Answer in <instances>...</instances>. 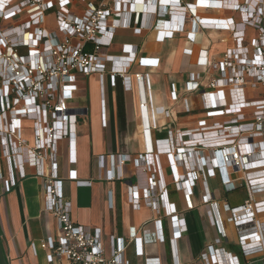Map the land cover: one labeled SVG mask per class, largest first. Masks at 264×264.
<instances>
[{"label":"built area","instance_id":"2783aa9c","mask_svg":"<svg viewBox=\"0 0 264 264\" xmlns=\"http://www.w3.org/2000/svg\"><path fill=\"white\" fill-rule=\"evenodd\" d=\"M79 2L84 3L81 11L74 9V0H0V150L8 164V176L0 167V180L4 191L8 192L26 177L24 165L36 167L41 208L51 213L57 222V235L49 236L39 244L47 251V261L54 263L65 258L68 264H130L124 259V253L128 245L134 243L136 255L143 257L145 264H168V255L165 250H160L161 245L168 240L176 243L187 231L182 214L173 203L167 202L164 216L169 238L164 233L162 219H157L145 222L139 230L131 226L133 231L128 242L112 236L106 247L101 229L87 230L75 223L65 200L58 158L63 154L62 150H76L77 126L80 118L88 114L86 107L72 105L79 86L78 76L99 74L103 79L109 73L111 86L116 85L118 78L130 80L128 69L137 59L138 47L125 44L121 55L107 54L103 50L112 45L118 28H131L133 23L135 33L140 34L143 29L154 30L156 41L164 42L184 31L189 15L196 28L229 30L235 26V45L220 59L199 56L197 64L206 68L209 80L201 95L205 117L199 120L198 128L183 131L176 138L156 140L154 149L149 144L147 152L134 159L137 165L145 163L150 176L148 187L141 192L135 186L131 187L132 210L140 209L142 200L154 208L158 200L163 202L160 172L149 163L150 155L161 153L184 166V172L179 174L173 165L174 180L184 190L191 191L202 175L214 177L219 174L226 191H233L237 186L231 176L240 174L249 197L243 206L232 210L242 208L249 215L241 223L253 221L254 214L261 213L259 208H264V0H244L242 3L228 0V5L224 0H192L188 3L146 0L147 7L143 0ZM227 6L231 8L230 14L240 13V21L231 16L214 18L198 14L199 9L225 10ZM179 8L186 10L182 14ZM52 9L55 32H50L44 25L47 12ZM177 11L179 13L175 14ZM174 15L178 18L176 24L172 22L176 18ZM161 19L167 29H157ZM248 28L257 30L258 35L245 43ZM192 33L188 32L187 37L194 41L196 37L191 36ZM89 44L92 51L86 50ZM186 50L192 53L191 48ZM153 60L140 58L139 61L149 66L155 63ZM134 78L141 87L148 84L146 73L137 72ZM202 80L201 73L191 72L186 92H198ZM172 98L178 100L175 91ZM146 107L147 102L141 101L148 140L150 127L147 126ZM190 109L188 104L186 110ZM101 111L106 125L104 98ZM161 114L169 115V111H161ZM25 121L32 122V143L24 135ZM153 128H157L156 122ZM111 158L113 165L110 163L106 178H126L128 174L123 171L120 175L118 169L127 167L129 162L123 159L128 156L118 158L116 169L114 156ZM70 162L75 163L76 159L71 158ZM99 164L104 167V156H100ZM67 178L79 185L91 183L79 179L75 170H71ZM203 202L209 205V213L216 211V202L208 192L203 196ZM139 232L153 241L144 242V238L138 236ZM254 238L259 240L261 248L247 249ZM239 242L244 262H252L257 257L255 254L261 253L264 257L262 232L243 234ZM32 248L36 252L35 243ZM212 252L213 247L209 246L207 255L204 253L206 264H242L235 253L233 256L229 253V261L222 262ZM171 264H183L178 254L173 256Z\"/></svg>","mask_w":264,"mask_h":264},{"label":"crops","instance_id":"0c3cea01","mask_svg":"<svg viewBox=\"0 0 264 264\" xmlns=\"http://www.w3.org/2000/svg\"><path fill=\"white\" fill-rule=\"evenodd\" d=\"M143 1V5L147 7L146 0ZM190 1L192 0H188ZM237 1L244 2V0ZM224 2L228 5V0ZM78 3L79 0H74V9L81 11L84 6L77 5ZM225 8L227 10L199 9L198 14L201 17L214 18L231 16L235 21H240L239 12L230 14L231 8L228 6ZM184 10L186 9H180L182 14ZM51 17L54 19V12L45 16L44 25L50 32H55L56 28L48 24ZM175 17L173 24L178 22L177 16ZM164 22V19L159 20L157 29H167L163 26ZM134 26L133 23L131 28H118L112 45L103 50L107 54L121 55L125 44L138 47L137 59L128 69L130 80L118 78L116 85L111 86L109 73L103 79L99 74H93L98 83V111L95 112L96 150L93 148L91 122L88 120L90 105H80L75 101L87 97L88 94L86 76H78L79 86L72 105L86 107L88 114L79 120L76 150H62L63 154L58 158V173L63 180L65 200L70 205L72 220L87 230L100 228L103 242L109 247L112 236L121 237L128 242L133 231L131 226L139 230L145 222L151 220L162 219L164 233L168 237L164 207L165 204L167 206V202L173 203L177 212L182 214L181 219L187 231L176 240V243H170L168 240L166 244L161 245L160 250L163 252L165 250L168 255V264L172 263L175 254H178L183 264H206L204 253L207 255L209 246L213 247L214 255L222 262L229 261V253L231 256L235 253L242 264L259 262L264 264L261 253L255 254L257 257L252 262L243 260L240 236L259 231L264 237V208H259L261 213L254 214L253 221L240 222L249 217L242 208L232 210L243 206L249 197V190L242 183L240 174L231 176L237 186L233 191H226L219 174L214 177L202 175L191 187V191H188L179 188L174 180L173 165L175 172L177 170L181 174L184 172L182 163L176 164L165 154H153V157L150 155L149 163L160 172L163 202L161 203L157 198V207L154 208L146 205L142 200L140 209L132 210L131 187L135 186L141 192L148 187L150 176L145 163L137 165L134 159L140 154H145L149 144L154 149L156 140L176 138L183 131H193L198 128L199 120L205 117L201 95L206 90L205 84L209 80L206 68L197 64L199 56L203 54L211 59H220L227 49L235 45L233 35L235 26H231L229 30L196 28L191 22H186L182 33H176L174 38L164 42L156 41V31L143 29L137 34L133 30ZM190 31L193 32L191 36L196 37L194 41L187 37ZM257 35V30L248 28L245 31V43ZM188 48L192 49L191 54L186 52ZM86 50L92 51V45L89 44ZM140 58H153L155 63L149 66L143 65L139 61ZM137 72L148 74V84L144 83L141 87L136 82L134 74ZM191 72H199L203 75L201 89L194 93L186 92V83ZM173 91L178 95V100L172 98ZM103 98L106 125L102 120ZM143 100L147 102V126L150 127L148 140L140 108V102ZM188 104L191 106L189 111L186 110ZM156 109L159 110V114L156 113ZM164 110H168L169 115L161 114ZM154 122L157 128H153ZM24 126V135L32 143V122L25 121ZM105 131L109 136L108 147L105 145ZM124 155L128 158H124L123 161L129 163L127 167H123L124 170L122 166L118 170L120 175L125 171L128 176L124 179L108 180L106 171L113 165L111 156H114L116 169L118 158ZM100 156H104V167L99 164ZM71 158L76 159V162L71 163ZM0 167L3 174L8 176V164L2 150H0ZM24 170L26 177L8 192L4 191L0 180V264H68L65 258L49 263L46 257L47 251L39 245L47 237L57 235V222L51 213L44 212L41 208L42 199L36 167L27 164L24 165ZM71 170L76 171L79 179L91 181L90 185H79L69 180L67 177ZM207 192L211 194L217 205L216 211L211 210L210 213L209 205L203 202V196ZM138 236H142V233L139 232ZM142 237L144 242L153 241L151 237ZM32 243L36 245V252L32 248ZM259 245V240L254 238L247 249H254ZM124 259L130 264H145L144 258L136 255L134 243L128 245Z\"/></svg>","mask_w":264,"mask_h":264},{"label":"rangeland","instance_id":"374dc122","mask_svg":"<svg viewBox=\"0 0 264 264\" xmlns=\"http://www.w3.org/2000/svg\"><path fill=\"white\" fill-rule=\"evenodd\" d=\"M183 1H184V3H188V0H183ZM77 5H82L83 6L84 3L79 2ZM180 9L181 8H179V11H180ZM53 12H54V9L49 10L47 12V15H49L50 13H53ZM187 14H188V12H187ZM188 22H192L190 20L189 15H188ZM48 24L51 25L52 27L56 28L55 16H54V19H52V17L49 18V23ZM85 83H86L87 88H88L87 97L81 98V99L75 100V101H77L80 105H84V104L85 105L86 104L87 105L88 104L90 105L91 111H90V117L88 118V120L91 122V133H92V137H93V148H94V150H96V143H95V134H96L95 133V112L98 111V91H97V89H98V83H97L96 76L93 75V74L91 76H86L85 77ZM104 139H105V145H106V147H108L107 144H108V141H109V136L107 134V131H105ZM84 141H85V139H84ZM135 219H137V216L136 215H135ZM257 264H263V263L262 262L261 263L259 262Z\"/></svg>","mask_w":264,"mask_h":264},{"label":"bare ground","instance_id":"6f19581e","mask_svg":"<svg viewBox=\"0 0 264 264\" xmlns=\"http://www.w3.org/2000/svg\"><path fill=\"white\" fill-rule=\"evenodd\" d=\"M140 7V6H139Z\"/></svg>","mask_w":264,"mask_h":264}]
</instances>
